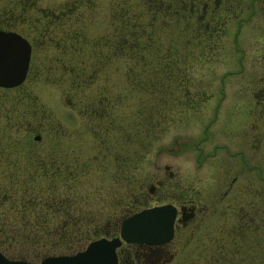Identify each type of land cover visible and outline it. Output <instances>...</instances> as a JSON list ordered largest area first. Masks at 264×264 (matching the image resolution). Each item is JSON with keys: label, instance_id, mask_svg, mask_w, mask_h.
Segmentation results:
<instances>
[{"label": "rangeland", "instance_id": "obj_1", "mask_svg": "<svg viewBox=\"0 0 264 264\" xmlns=\"http://www.w3.org/2000/svg\"><path fill=\"white\" fill-rule=\"evenodd\" d=\"M93 1L90 21L87 10V22L62 30L83 35L80 72L68 71L64 54L67 66L0 87V187L16 188L2 181L9 166L48 164V153L68 159L70 150L79 168L50 188L48 201L67 199L89 224L50 244L47 234L0 223L9 229L0 249L31 261L69 254L115 235L129 208L171 203L188 211L177 212L154 260L122 248L117 264H264V3L210 0L191 11L177 0V15L175 0Z\"/></svg>", "mask_w": 264, "mask_h": 264}, {"label": "trees", "instance_id": "obj_2", "mask_svg": "<svg viewBox=\"0 0 264 264\" xmlns=\"http://www.w3.org/2000/svg\"><path fill=\"white\" fill-rule=\"evenodd\" d=\"M171 2L175 8L174 11L177 15H180L182 13L179 9L181 8L180 3H178L180 1L177 2V0H175ZM186 7L188 10V5H186ZM119 35H123L124 37L126 36L122 25H119ZM93 112L96 113L97 116L101 114L106 116L108 113L107 109L102 106H96ZM97 128L100 129V131L101 129L103 131L106 129L101 126H97ZM70 153L71 151L68 150V153L65 154L68 159H63V152L59 153L60 157L48 153V164L31 161L32 164L23 162L21 164L13 165L12 167L9 166L7 168V172H5L6 169H4L2 181L15 184L16 188L14 190L7 191L0 187L1 224L5 223V226L6 224H9L10 226H13V224H20L22 227L27 229L25 231L28 235L32 236L34 234H38V232H41L42 235L47 234L48 236L46 240H48V243L50 244H56V242H58V238L61 239L64 237V239H69V227L73 225L77 230L84 231V229H86L81 228L89 224L90 216L88 212L81 213L79 211V214L76 209L73 208L72 204L68 203L67 199L65 200L63 198L56 201L57 203L53 205L48 201L47 197L48 194L52 195L50 191L53 190L50 188H55L56 185H59L58 183L61 184L65 177H74L75 168H79V166H76L77 164H75L76 159L74 158L76 157L69 156ZM59 160H63V162H60ZM36 182L42 183L43 185L38 188L34 184ZM20 185H22V188L19 187ZM33 188L36 190L35 193ZM57 199L58 198H56V200ZM44 209L46 211H44ZM129 209L130 211L137 210V208L134 209V207ZM117 219L119 221L120 218ZM1 224L0 233L5 234V232L9 229L4 228L3 230ZM48 224L50 225L45 227ZM0 241L2 240L0 239ZM122 248H130V253L133 254V257H137L135 255V252L137 251L142 253L140 255L141 258H151L153 256L155 257L152 253L157 247L143 244L123 243L117 249V254H119ZM2 249L3 250H0L5 254V248ZM51 252H54V250Z\"/></svg>", "mask_w": 264, "mask_h": 264}, {"label": "flooded vegetation", "instance_id": "obj_3", "mask_svg": "<svg viewBox=\"0 0 264 264\" xmlns=\"http://www.w3.org/2000/svg\"><path fill=\"white\" fill-rule=\"evenodd\" d=\"M41 1L42 0H7L8 4L0 8V29L17 32L25 38L29 44L26 74L29 71L59 70L67 66L64 54L70 55L69 59H71V61H69L71 68H69L70 66L68 65V71L75 70L80 72L81 63L79 49L80 39L83 35L75 28H73V31L64 32L62 30L65 28L66 23L75 24L82 23V21L87 22L83 19L87 10L90 11L88 14H85V18L90 21L95 14L94 1L63 0L54 5L48 3L43 4ZM209 1L210 0H188V7L191 11H195L194 9L198 6L202 8L207 7ZM257 2L264 3V0H249L248 5L253 8ZM220 3L221 1L219 0L214 2V5H219ZM111 22L112 19L110 20V23ZM21 28H24L25 31ZM106 40V49L111 52L112 40ZM47 48L55 49L56 55L42 58L40 53L41 51L44 53L45 51L43 50ZM44 67H46V69ZM260 98L257 104H260L259 112L262 114V112H264V95L262 94ZM59 161L63 162V160ZM176 211H188V208L183 206L179 208L176 207ZM0 252L4 254L1 250ZM5 256L9 258V256ZM147 259L151 260L150 258H142L144 261Z\"/></svg>", "mask_w": 264, "mask_h": 264}, {"label": "water", "instance_id": "obj_4", "mask_svg": "<svg viewBox=\"0 0 264 264\" xmlns=\"http://www.w3.org/2000/svg\"><path fill=\"white\" fill-rule=\"evenodd\" d=\"M28 57L26 39L14 31L0 29V87H13L22 82ZM33 139H38V135ZM175 214L176 208L171 203L144 207L120 219L117 235L91 239L73 253L46 255L39 261H29L9 259L0 252V264H117L116 248L122 242L161 245L169 241Z\"/></svg>", "mask_w": 264, "mask_h": 264}]
</instances>
